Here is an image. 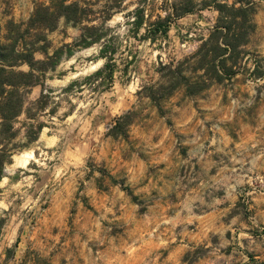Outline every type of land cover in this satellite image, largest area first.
I'll list each match as a JSON object with an SVG mask.
<instances>
[{
    "label": "rangeland",
    "instance_id": "1",
    "mask_svg": "<svg viewBox=\"0 0 264 264\" xmlns=\"http://www.w3.org/2000/svg\"><path fill=\"white\" fill-rule=\"evenodd\" d=\"M37 1L0 0L1 42ZM173 1L185 0H125L111 15L110 79L93 76L105 59L100 44L81 45L80 25L61 19L47 32L34 57L57 52V65L24 102L43 91L46 108L15 119L0 181V264H264V0H254L255 31L234 75L153 101L160 62L193 54L217 16L193 0L150 40L145 29ZM139 6L146 21L135 30L127 14ZM126 111V135H108ZM28 123L42 124L36 140Z\"/></svg>",
    "mask_w": 264,
    "mask_h": 264
},
{
    "label": "trees",
    "instance_id": "2",
    "mask_svg": "<svg viewBox=\"0 0 264 264\" xmlns=\"http://www.w3.org/2000/svg\"><path fill=\"white\" fill-rule=\"evenodd\" d=\"M124 1L39 0L34 2L32 12L25 21L7 22L4 41H0V181L5 164L9 163L15 147L13 140L18 134L14 128L15 119L22 112L27 118H33L37 110L46 108L48 96L43 91L28 107L24 108V102L28 88L40 84L46 78V73L57 65V52L46 55L44 59L34 57L36 51L45 52L48 46L47 32L54 30L61 19L66 23L80 25L81 45L100 44L98 55L105 59L103 67L96 70L93 76L110 79L115 66L111 56L115 48L106 46L105 27L111 15L121 11ZM193 5V0H185L179 5L173 1L167 17L159 16L153 22V29H145L147 37L153 40L154 36L149 35L156 31L165 35L168 18L181 17L193 11ZM201 6H212L217 12L212 28L206 37L200 39L193 54L176 62H160V81L147 87L151 100L158 101L177 89H182L186 95H197L212 83H220L237 72L239 61L246 53L243 47L249 42L256 27L254 0H232L231 3L224 0H202ZM129 15L132 16L130 23L135 30H139L146 21L143 8L136 7L128 12ZM22 65H26L27 69H20ZM131 122V112L126 111L114 119L107 134L114 138L125 136ZM41 128V123L26 124V138L29 141L36 140ZM2 224L3 220L0 219V226Z\"/></svg>",
    "mask_w": 264,
    "mask_h": 264
},
{
    "label": "bare ground",
    "instance_id": "3",
    "mask_svg": "<svg viewBox=\"0 0 264 264\" xmlns=\"http://www.w3.org/2000/svg\"><path fill=\"white\" fill-rule=\"evenodd\" d=\"M27 157H30V155H27V153H24L23 155H18L17 158H24L23 160L25 161L27 159Z\"/></svg>",
    "mask_w": 264,
    "mask_h": 264
},
{
    "label": "water",
    "instance_id": "4",
    "mask_svg": "<svg viewBox=\"0 0 264 264\" xmlns=\"http://www.w3.org/2000/svg\"><path fill=\"white\" fill-rule=\"evenodd\" d=\"M4 172H7V166L4 167Z\"/></svg>",
    "mask_w": 264,
    "mask_h": 264
}]
</instances>
